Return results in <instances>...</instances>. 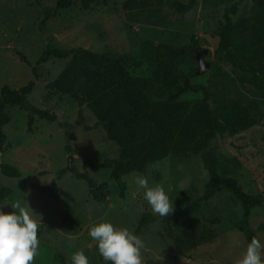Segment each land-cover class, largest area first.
<instances>
[{"label": "rangeland", "instance_id": "obj_1", "mask_svg": "<svg viewBox=\"0 0 264 264\" xmlns=\"http://www.w3.org/2000/svg\"><path fill=\"white\" fill-rule=\"evenodd\" d=\"M59 1L43 0L38 6L35 0H0V89L7 86L17 90L32 80L34 88L27 96L28 102L56 116L53 123L35 117L28 131L26 112L13 107L7 111L11 121L3 127L6 142L0 165L16 168L19 177L8 178L0 173V192H9L0 200V207L7 213L16 200L29 205L28 211L39 226L40 243L33 264H71V255L78 250L88 257L89 264H105L97 242L88 235L89 229L107 221L133 232L143 212L156 218L138 236L144 244L143 264H237L248 244L237 229L241 206L226 190L207 201L199 200L209 179L199 153L170 155L144 173L127 174L121 180L125 185L121 199L118 184L109 179V169L96 173L83 169L85 161L100 164L116 159L117 147L106 140L87 105L78 107L70 97L47 88L70 60L50 58L36 64L49 44L62 49L82 47L93 53L132 57L133 63L127 66L130 76L150 79L157 65L141 60L144 42L189 48L186 55L165 64L186 83L208 88L212 93L210 108L224 100L236 102L257 121L256 126L235 136L215 135L208 149L220 158H236L239 162L236 173L225 176L226 180L236 182L247 194H261L264 94L251 84L248 73L227 63L222 54H215L224 3L236 0H197L196 6L183 14L173 10L168 2L185 4L187 0H149L147 10L133 12L122 10L126 0H92L87 9L82 7V0H63L71 4L57 9L41 30L42 10L54 8ZM256 14L253 5L246 1L233 20L250 19ZM191 38L197 41L196 47ZM203 50L207 54L201 56V62L208 68L198 74L194 56ZM261 73L264 79V71ZM148 97L158 100L154 94ZM201 98V94L186 93L179 101L196 104ZM66 145L71 153L64 149ZM73 170L86 171L97 184H105L106 200L94 201L87 185L71 174ZM57 171H63L56 181L58 200L40 198L31 185L50 184ZM138 175L146 176L150 186L159 184L165 188L174 204L168 216L152 212L143 198L144 190L134 183ZM194 204L199 206L198 212L191 211ZM248 220L251 232L264 243V206L253 208ZM186 228L201 236L212 235V239L202 241L193 250L183 249L178 255L174 252L176 239Z\"/></svg>", "mask_w": 264, "mask_h": 264}, {"label": "trees", "instance_id": "obj_2", "mask_svg": "<svg viewBox=\"0 0 264 264\" xmlns=\"http://www.w3.org/2000/svg\"><path fill=\"white\" fill-rule=\"evenodd\" d=\"M42 1L35 0V4L42 6ZM246 1L253 5L257 14L250 19L234 21L233 18L238 15ZM91 2L92 0H82V7L89 8ZM70 4L69 1L61 0L54 8H44L39 28L43 30L46 21L57 9ZM168 4L173 10L183 14L196 6L197 0H187L185 4L171 1ZM121 6L125 12L144 11L150 6V1L126 0ZM222 21L215 54H222L227 63L248 73L251 84L264 94V79L261 73L264 71V0H236L231 4L224 3ZM191 44L196 47L197 41L191 38ZM188 51L187 47L176 49L144 42L141 60L157 65L150 79L130 76L127 66L133 63L132 57L112 52L93 53L82 47L62 49L49 44L36 64H43L50 58L70 60L68 66L47 88L59 95L70 97L78 107L87 105L96 125L102 128L106 140L118 149L116 159L105 160L100 164L85 161L83 169L89 173L109 169V179L118 184L119 197L123 199L125 185L121 180L127 174L144 173L170 155L199 153L202 165L209 175L199 200L207 201L221 190L231 193L242 209L237 229L246 242L250 243L255 236L249 227V215L253 208L264 206V190L261 194L250 195L236 182L226 180L225 176L236 173L239 162L236 158L224 159L216 156L209 151L208 146L215 135L235 136L256 126L257 121L236 102L224 100L214 109L210 108L212 93L208 88L186 83L165 64L181 58ZM32 73L34 76V69ZM33 88L34 83L31 80L17 90L7 86L0 89V156L6 142L3 127L11 121L7 112L9 109L20 107L26 112L28 131L31 130L35 117L50 123L56 120L54 114L37 109L28 102L27 96ZM186 93L201 94V101L196 104L180 102L179 98ZM150 94H154L158 100H150ZM78 114L80 115V112ZM84 129L89 130L87 127ZM64 149L71 153L68 145ZM0 173L8 178L19 177L18 170L9 165H0ZM89 173L71 171L75 179L87 185L94 201H105L108 197L106 185L97 184ZM62 174L63 171H57L55 179L46 186L32 184L31 187L40 198L57 201L56 181ZM8 194V190L1 191L0 200ZM190 209L198 212L199 206L194 204ZM155 220L153 215L143 212L133 233L139 236L143 229ZM210 239L212 235L201 236L186 228L176 239L174 252L182 255L183 249L193 250L197 244Z\"/></svg>", "mask_w": 264, "mask_h": 264}, {"label": "clouds", "instance_id": "obj_3", "mask_svg": "<svg viewBox=\"0 0 264 264\" xmlns=\"http://www.w3.org/2000/svg\"><path fill=\"white\" fill-rule=\"evenodd\" d=\"M134 183L143 189V198L152 212L161 217L174 209L165 188L159 184L150 186L146 176L138 175ZM12 211L0 207V264H33L38 254V223L20 200L10 205ZM88 235L97 242L98 252L110 264H143V241L127 227H117L111 222L94 224ZM71 264H89L82 250L71 255ZM237 264H264V243L253 237Z\"/></svg>", "mask_w": 264, "mask_h": 264}, {"label": "water", "instance_id": "obj_4", "mask_svg": "<svg viewBox=\"0 0 264 264\" xmlns=\"http://www.w3.org/2000/svg\"><path fill=\"white\" fill-rule=\"evenodd\" d=\"M203 54H207V50H203L202 52H198L194 56V58L196 59V61L198 63V68H197V71H196V73H198V74L203 72V71H205L208 68L207 64H204V63L201 62V56ZM69 162H70V158H69Z\"/></svg>", "mask_w": 264, "mask_h": 264}]
</instances>
